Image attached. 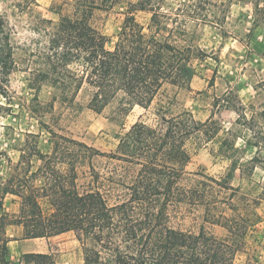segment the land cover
Here are the masks:
<instances>
[{
  "label": "trees",
  "instance_id": "1",
  "mask_svg": "<svg viewBox=\"0 0 264 264\" xmlns=\"http://www.w3.org/2000/svg\"><path fill=\"white\" fill-rule=\"evenodd\" d=\"M119 1L66 0L68 14L56 12L58 22L43 20L51 31L44 57L47 70L39 75L58 91L54 99L74 104L86 88L91 110L102 113L119 100L126 115L134 106L148 108L165 84L190 87L197 75L194 61L208 56L194 46L188 26L208 22L202 12L211 2L127 1L121 29L111 40L92 24V17ZM139 13L148 16L145 23L138 21ZM2 25L0 13V30ZM6 43L0 38V81L14 68ZM4 91L0 85V99ZM212 121L198 122L191 112L162 115L156 125L139 121L117 137L112 154L53 131L52 150L44 153L36 136L29 135L17 164L8 158L7 168L5 153H0V209L6 196L20 198L15 224L23 227L24 239L76 232L83 264H234L246 225L222 214L207 217V222L227 230L229 238H219L204 227L195 233L172 224V213L182 205H209L208 191L187 186L184 180L192 159L187 143L197 134H208ZM232 135V141L226 138L220 144L223 156L237 152L238 137ZM97 156L112 160L113 170L96 171L91 161ZM33 157L42 163L35 171ZM86 165V182L80 184ZM1 222L0 217L3 229ZM8 242L0 240V264H57L45 253L12 261L7 257Z\"/></svg>",
  "mask_w": 264,
  "mask_h": 264
},
{
  "label": "rangeland",
  "instance_id": "2",
  "mask_svg": "<svg viewBox=\"0 0 264 264\" xmlns=\"http://www.w3.org/2000/svg\"><path fill=\"white\" fill-rule=\"evenodd\" d=\"M127 1L120 0L93 14L92 24L111 40L121 29ZM169 1L177 5L185 0ZM207 1L211 5L202 14L208 15V22L188 26L194 46L208 56L204 61H194L197 75L190 87L165 84L148 108L134 106L123 115L119 100L102 113L91 110L86 88L74 104L54 99L58 91L39 75L47 70L44 57L51 31L43 20L58 22L56 12L68 14L66 0H0V38L7 41L5 46L14 62L11 74L0 81L5 88V97L0 99V153H5L7 168L8 158L17 164L29 135H35L41 151L49 153L53 144L49 131H53L112 154L117 137L139 121L156 125L162 115L169 118L184 112H191L198 122L212 118L209 133L197 134L187 143L192 159L184 180L187 186L206 189L209 205H182L172 213V224L195 233L204 227L219 238H229L225 228L206 218L221 214L234 218L248 228L234 264H264V0ZM137 19L145 23L148 16L139 13ZM218 128L221 131L216 135ZM232 134L238 137L237 152L226 157L220 144L226 138L232 141ZM31 163L32 171L42 164L37 157ZM91 165L102 174L113 170L108 157H94ZM87 171L88 165L81 168L80 184H85ZM20 203L19 197L8 195L0 209L4 225L0 227V240H9V259L17 261L24 254L45 253L51 254L57 264H83L76 232L24 239L23 227L15 224Z\"/></svg>",
  "mask_w": 264,
  "mask_h": 264
}]
</instances>
